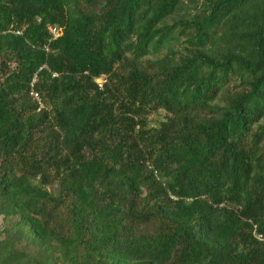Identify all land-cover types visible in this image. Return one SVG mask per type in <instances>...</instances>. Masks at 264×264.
Here are the masks:
<instances>
[{
  "label": "trees",
  "instance_id": "trees-1",
  "mask_svg": "<svg viewBox=\"0 0 264 264\" xmlns=\"http://www.w3.org/2000/svg\"><path fill=\"white\" fill-rule=\"evenodd\" d=\"M0 219V264H264V0H0Z\"/></svg>",
  "mask_w": 264,
  "mask_h": 264
},
{
  "label": "rangeland",
  "instance_id": "rangeland-1",
  "mask_svg": "<svg viewBox=\"0 0 264 264\" xmlns=\"http://www.w3.org/2000/svg\"><path fill=\"white\" fill-rule=\"evenodd\" d=\"M103 83H104V81H102V84ZM164 119H165V114L163 112H159V113L150 117V119H149L150 126L157 127L160 122L164 121ZM0 227H1V221H0Z\"/></svg>",
  "mask_w": 264,
  "mask_h": 264
},
{
  "label": "built area",
  "instance_id": "built-area-1",
  "mask_svg": "<svg viewBox=\"0 0 264 264\" xmlns=\"http://www.w3.org/2000/svg\"><path fill=\"white\" fill-rule=\"evenodd\" d=\"M49 31L51 33V35L54 37V38H57L59 36V29H57L56 27H49ZM17 35H20V33H17ZM102 81H104V83L106 82L104 77H101V78H98L95 80L96 84L98 85L99 89L102 88Z\"/></svg>",
  "mask_w": 264,
  "mask_h": 264
}]
</instances>
